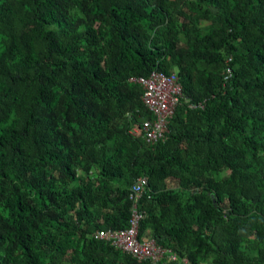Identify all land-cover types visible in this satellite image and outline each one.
I'll use <instances>...</instances> for the list:
<instances>
[{
    "label": "trees",
    "instance_id": "16d2710c",
    "mask_svg": "<svg viewBox=\"0 0 264 264\" xmlns=\"http://www.w3.org/2000/svg\"><path fill=\"white\" fill-rule=\"evenodd\" d=\"M154 70L182 99L148 145ZM139 177L156 264H264V0H0V264H152L93 238Z\"/></svg>",
    "mask_w": 264,
    "mask_h": 264
},
{
    "label": "built area",
    "instance_id": "2783aa9c",
    "mask_svg": "<svg viewBox=\"0 0 264 264\" xmlns=\"http://www.w3.org/2000/svg\"><path fill=\"white\" fill-rule=\"evenodd\" d=\"M223 79L230 74L225 69ZM136 83L142 90L141 102L150 114V119L141 120L138 124L131 125L127 133L132 137L139 136L148 145H153L165 139L167 125L175 108L179 105L182 94L180 84L175 72L163 74L159 71H151L146 77L129 79ZM190 109L202 108L201 104H188ZM146 186L144 177L137 178L128 189L130 201V214L127 227L121 230H100L93 235L94 239L102 240L110 246L130 257L149 261L156 264L161 259L174 262L175 255L170 251L155 245L152 238L138 239V225L144 214L138 210L137 202ZM182 264H186L182 260Z\"/></svg>",
    "mask_w": 264,
    "mask_h": 264
},
{
    "label": "rangeland",
    "instance_id": "374dc122",
    "mask_svg": "<svg viewBox=\"0 0 264 264\" xmlns=\"http://www.w3.org/2000/svg\"><path fill=\"white\" fill-rule=\"evenodd\" d=\"M208 27H209L208 23H203V22L200 23V29L202 31H205Z\"/></svg>",
    "mask_w": 264,
    "mask_h": 264
}]
</instances>
